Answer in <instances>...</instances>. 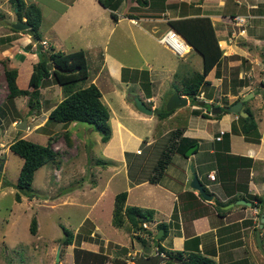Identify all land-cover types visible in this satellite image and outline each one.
Masks as SVG:
<instances>
[{
  "label": "crops",
  "instance_id": "crops-1",
  "mask_svg": "<svg viewBox=\"0 0 264 264\" xmlns=\"http://www.w3.org/2000/svg\"><path fill=\"white\" fill-rule=\"evenodd\" d=\"M261 1L264 6V0ZM123 2L115 10L104 8L98 0H35L34 2L42 14L39 32L40 29L43 31L40 42H44V45L38 42V47L40 49L52 47L63 52L84 50L89 71L85 86L94 83L101 92L102 101L105 99L106 103L109 102L107 106L113 105L114 102L110 95L105 97L107 93L103 91L102 82H108L105 88L116 94L114 93L116 92L115 85H123L122 89L126 90L127 86H135L134 84L141 80L142 73H146L152 85L151 96L143 97L139 91L136 95L145 104L147 100L153 99L151 115L139 112L135 106L133 107L131 99L121 96L120 104L124 112L120 113L124 115L116 116L114 114L115 117L110 115V119H112L111 137L106 143H102V155L107 163L104 165L105 170L103 171L108 172L109 176L102 181L99 176L100 179H97V183L93 186L89 187L86 184L82 186L83 190L77 189L81 194H84V198L88 197L90 193L95 196V200L91 202L90 210L86 214L87 217L85 215L83 219V221L86 219L85 221L94 222L92 228L88 230L89 237L92 238L98 234L102 241L104 240L105 247L112 243L114 246L127 248L124 241L120 239V235L126 231L132 235L135 233L143 238L144 242H141V246H135L134 239L130 238L131 249L138 252L139 256H150L155 250V245L149 236L153 237V234L156 235L159 232H157L159 230L157 224L166 223L167 235L160 242L166 250L191 252L197 248L200 254L212 258L217 264H260L255 254L258 249L252 242L255 243L253 229L258 228L261 213L252 205H238L235 204V201L244 199L251 202L247 199L248 194L264 196V180L262 179L264 177V162L260 164L254 162L255 160L264 161V103L261 102V97L264 96V80L258 77L257 72L258 69L262 71L264 67V62L260 59L264 48V33L253 34L248 32L245 27L244 33L237 32L235 34L233 32L228 35L222 23L226 22L237 27L226 21L229 16L243 15L247 19L249 15L240 14V5L228 6L226 0H140V2L139 0H124ZM249 7H255V5L250 6L249 4ZM236 10L240 13H235ZM202 17L210 19L223 53L218 63L205 77V80L210 82L207 86L214 87L215 91L216 88H220L219 94L218 96L214 93L211 96L209 94L207 97H199V100L197 99L199 103L189 106L185 121H181L180 133H176L175 126L157 138L147 137L146 150H141L139 144L143 141V135H140L136 128L124 123L122 118H132L135 121L150 123L147 125L149 128L147 132L152 135L158 120L154 113L155 108H160L164 102L166 105L168 98L173 93H178L174 88L168 90L167 83H171L169 81L173 80L172 78L179 70L187 68L193 71H202L200 54L187 42L190 47L189 53L185 57L179 58L159 42V37L167 30H173L168 25L169 21ZM255 17L264 21V14H257ZM57 28L64 33V41L70 40L69 44L72 48H66L62 44L60 37L58 38ZM27 36L29 38H25L23 33H19L17 37L12 38L15 43L9 48V52L12 53L8 58L9 67L17 69L16 82L20 88L23 86L19 84L18 64L24 63L28 67L27 87L32 65L38 60L35 55V42H32V37L28 34ZM238 39H244L255 47H240L235 43ZM232 55L244 58L245 64L241 66L242 63L238 60L240 65L237 69L238 82H229L228 90L222 92V72L224 65L226 66L228 63L230 66L231 62L227 61V57ZM174 56L176 60H174ZM17 57L21 60L16 64L13 61ZM241 62L243 61L241 60ZM245 77L248 79H244ZM49 87L55 89V94L59 95V102L63 98L62 91H56L58 89L60 91L61 88L57 84ZM203 87L201 92H203ZM48 89V87H42L40 91L46 94ZM166 91L168 92L166 93ZM250 94L252 95L249 97V101L243 102L242 105V110L248 108L256 123V130L250 134L242 132V123L238 119L240 114H234L227 110L220 113H208L212 112L214 108L223 109L225 102L229 106ZM163 95L165 100L162 98ZM180 96L186 97L185 95ZM49 97L46 94L44 98L48 100ZM216 98H218V105H212L211 102ZM187 100L189 104L188 97ZM48 101L50 102V100ZM188 104L174 109L170 118L179 115L185 107H188ZM44 112L42 111V115ZM49 112L45 115V120L37 127L45 126ZM110 112L113 115L112 107ZM202 114H207L209 117H203ZM234 124L237 132L232 131ZM65 126L61 131H68L71 141L74 142L76 134L71 130L75 123L65 124ZM220 130H224L225 134L218 141L215 138L219 135ZM52 134L44 136L48 139ZM226 137L228 138L227 150L224 145ZM56 141L57 139L55 143H57ZM55 143L52 142L51 145L55 151H58ZM194 144H197V147L190 156H186L183 150ZM57 145L63 146L60 143ZM59 153L61 154L60 150ZM163 153L169 154L168 163L162 174L156 175L155 169ZM130 154L135 156H130ZM60 157L59 169H55L59 181L61 173L65 170V165L74 166L76 164L74 161L76 154L69 156L68 153V158L61 154ZM249 159L253 162L251 163ZM146 164L147 170L151 168L148 170L150 174L140 176L139 171L144 169ZM190 164H193L197 177L207 193L213 196L211 201L203 200L197 191L190 188L192 179ZM120 167L125 176L121 182L126 183L125 191H121L126 192L124 206L138 207L139 204H142L138 202L140 198L139 200H147L143 207L152 208L155 212L153 220L144 223L146 225L144 231L134 232L129 223H125L121 228H117L112 223L114 198L116 194L120 193V191H114V187L121 183L120 177H118ZM212 172L214 180L208 179L207 176ZM98 182L104 183L102 188ZM113 182L117 184L111 187ZM107 195L110 205L106 204L105 208H102L104 204L102 206L99 204ZM234 196L237 199L229 201ZM66 198L67 196L63 194L59 196L60 200ZM65 201L69 202L68 199ZM230 204L233 205L230 206ZM100 217L103 218L105 229L109 233L103 230ZM80 227L73 230L74 237L79 234ZM259 232L264 250V224ZM252 235H254L253 238ZM80 244L85 246L87 243L83 241ZM90 247L92 248L85 250L96 252L93 245ZM80 249L82 248L80 247ZM69 253L73 258V249H70ZM162 255L165 256L164 253Z\"/></svg>",
  "mask_w": 264,
  "mask_h": 264
},
{
  "label": "rangeland",
  "instance_id": "rangeland-1",
  "mask_svg": "<svg viewBox=\"0 0 264 264\" xmlns=\"http://www.w3.org/2000/svg\"><path fill=\"white\" fill-rule=\"evenodd\" d=\"M24 1L27 3L35 2V0ZM123 1L121 0L120 3H124ZM226 4L228 6L240 5L239 9L241 13L238 10L234 12L249 15L245 26L248 32H251L253 34L264 33V21H260L261 19L255 17V15L257 14H264V6L261 0H226ZM249 4L250 6L255 5V7L250 8ZM231 9L233 8L231 7ZM15 10L16 9L14 8L10 0H0V166L2 168L0 170V264H54L55 254L58 246H60V262H63V264H74L72 261L73 258L71 257L72 254L69 253L70 249H73V252L77 247H81L84 250L91 249V245L95 247L94 250L97 253L106 254L107 262H105V264H112V262L115 261H123L126 262V264H134V261L139 257V255L138 252H134V250L131 249L130 238L134 239L135 246H141V241L137 237H133L131 233H127L126 231V233H122L123 235H120V239L124 241L123 243H125L127 248L114 246L112 243H109V245L105 247L104 240L102 241L98 234H95V237H89L88 230L92 228L94 222L90 220L85 221L86 219L83 221L85 215L90 210L91 202L95 200V196H92V194L90 193L88 197L84 198V194H81L79 191H77V189L83 190L82 186H85L86 184L89 187L93 186L97 183V179H100L99 176H101L100 181L106 180L109 176L108 172L103 171L105 170L104 165L107 163H105L104 156L102 155V142L100 140L101 135L95 129L94 125L73 122L75 123L76 127L72 126L71 131H75L76 136L74 137L73 135L75 140L74 142L71 141V145L69 146L66 145V142L63 138L64 131H61L63 127H66L65 125L62 126L58 123L50 121L47 122L44 127H37L39 123L45 120V115H47V112H49L53 105H56L58 103L59 95L55 94V89L53 87H49L54 84L52 78L45 80L42 86L43 88H49L46 94L50 96V99H48L50 100V102L46 98H44L46 94L42 91H40L39 96L35 101H33L32 104L28 103L27 95L17 97L14 100L7 98L9 89L7 87L4 70L5 67H9L8 58L12 54L11 52H9V48H11L15 43L12 38L17 37L19 33H23L25 38H29L26 34V31L14 32L11 30V25L18 20ZM225 12L226 10L224 11V14ZM22 20L25 21V18H22ZM222 25L225 28L224 30L228 32V35H231L233 32H235V34L238 32V28L234 27L231 24L224 22L222 23ZM57 30V34L59 35L58 38L60 37L62 44L65 45L66 48H72V46H70L69 44L70 40L67 39L66 41H64V33H62L59 28H57ZM39 34L40 36L43 34V31L41 29ZM32 42H35V55L38 58V53H40V50L42 49L38 47L39 44L36 43L37 41L33 40V38ZM235 43L240 47H255L253 46V44H249L244 39H238ZM40 44H42V42H40ZM10 51L12 50L10 49ZM64 53L69 52L66 51ZM227 58V61H230L231 64L230 66L228 65V63L226 66L224 65V70L222 72L223 77L221 81L222 92H226L228 90L227 85L229 82H238L237 69L240 66L239 61L240 63H242L241 66H244L245 64V59L239 57L238 55L228 56ZM260 59L262 62H264V48L262 49ZM20 60L21 59H18L17 57L13 62L17 64ZM174 60H176L175 56ZM241 60L243 62H241ZM18 65L20 72L19 84L23 86V88H29L28 85L26 87L28 67H26V64L24 63H19ZM195 72L198 71H193L192 69L189 70L187 68L186 70H179L175 77L172 78L173 80L169 81L171 83H167V86H169L168 90H171L172 88H174L175 90H180L183 86L184 81ZM257 72L258 77L264 80V67L262 71H259L258 69ZM246 78L247 77H245L244 79ZM140 79V82L138 81L136 84H134L135 86H127L126 90L124 88L122 89L123 85H115L114 89L116 90V92L114 93L116 94H113V92L109 91L108 88H105V85H108V82H102L101 86L103 85V91L104 93H107L105 97H108L110 95L112 98V102H114L113 105L109 104L110 106H107L109 102L106 103L105 99H103V101L106 103L105 104L102 101L103 104H105V106L108 108L109 114L112 117H115L114 114H116V116L124 115L120 113L124 112L120 104L121 96L125 99H131V103L134 107L133 101L134 98L138 97L136 96L138 94V91L141 95H143V97H147L148 92L150 93L149 96L152 95V85H146L145 83H142L145 81L144 75ZM85 84L86 82L84 84H80V86H85ZM58 86L61 88L60 85ZM213 89L214 87H210L207 85L204 86L203 92H200L196 98L198 99L199 97H207L209 96V94L211 96L214 93L216 96H218V90L220 88H216V91ZM61 91V89L60 91L58 89V91L56 92ZM167 92L168 91H166V93ZM61 95L63 96V93H61ZM162 98L165 100L164 95L162 96ZM217 99L218 98L211 102L212 105H218ZM247 101H249V98ZM146 102V105L149 108L153 109V99H151V101L149 99ZM261 102L264 103V96L261 97ZM192 103L198 104L197 102ZM189 106L190 101L188 107H185L184 110L188 111L190 109ZM111 107L112 110H114L113 115L110 112ZM42 111H45L43 115ZM208 113L213 114L212 112ZM22 120H26L27 127L25 129H18L17 124H19V122H21ZM122 121L128 126L136 128V130H138V133H140V135H143V141L139 144V147L141 150H146V138H151L152 136L147 132L149 129L147 125H149L150 123L147 124L142 121H135L132 118L126 117L122 118ZM111 124L112 119L109 118L110 128ZM260 127L262 126L260 125ZM49 133H53L51 143H55V140L57 139L56 142L63 145L59 147V145L55 143V146H57L58 150L57 160L59 162V165H56L53 162H49L38 168L34 173V178L31 184L32 191L30 193H33L34 195L29 198L28 194L22 193L21 200L18 202L15 200V193L17 191L15 185L22 165V159L9 149V145L19 138H25L42 145H46L48 139L44 135ZM65 147H68V150ZM69 147H71V149H69ZM59 150L65 158L67 157L68 153L69 156L70 154H76V159L74 160L76 164L74 166L65 165V170L63 171V173H61L60 181L57 180V178L59 177L56 176L55 172V169H59V166L61 164V154L59 153ZM130 156L135 155L130 154ZM79 165L81 166V168ZM147 168L148 167L146 164L144 166V169H140V176L150 174L148 170H151V168H149L148 170ZM119 173L120 174H118V177H120L119 181L121 182L122 178L125 177L123 175V170L121 169V167ZM5 182H8V185H4ZM98 184L101 188L104 185V183L101 184V182H98ZM114 184L117 183H111V187H114ZM114 188V191H125L126 183L121 182L119 185L117 184V187ZM62 194L64 196H67L65 200L68 199L69 202L65 201L64 199H59V196ZM73 199H75V201H73ZM139 199L138 202L142 204H139L141 206L138 205V207L143 208L144 210L152 211L153 215L155 212L152 208H149L147 206L143 207V204L146 203L147 200H144V202L143 200ZM109 200L110 199H108L107 195L99 205L102 206L104 204L102 208H105L106 204H108V206L110 205ZM32 218H35L37 222L35 234L30 233V223ZM100 223L103 227V230L106 233H109V231L105 229V223L102 217H100ZM63 227H65L72 233L76 227H80L79 234L74 237V243H72L71 245L63 246V244L61 243L62 239L65 237V233H63ZM159 230H157V232ZM251 237L253 238L254 235H252ZM153 239H155V236H153ZM81 241H85V243L87 244H85V246L83 244L82 246V244H80L82 243ZM252 244H254V246L258 249L255 252L256 256L258 257V262L260 264H264V257L261 253V250L257 246L256 242L254 243L253 241ZM153 245L156 244L153 242ZM128 252H130V254H128Z\"/></svg>",
  "mask_w": 264,
  "mask_h": 264
},
{
  "label": "trees",
  "instance_id": "trees-1",
  "mask_svg": "<svg viewBox=\"0 0 264 264\" xmlns=\"http://www.w3.org/2000/svg\"><path fill=\"white\" fill-rule=\"evenodd\" d=\"M120 1L121 0H98L104 8H109L111 10H115L119 6ZM10 2L16 9L15 13L17 19L22 20V18H25V22L29 24L33 36L37 39L36 43L40 42L41 36L39 34V26L41 24L42 14L37 4L34 2L27 3L24 0H10ZM112 16L115 17L113 14ZM168 25L182 36L202 58V71L192 74L184 81L180 90L176 89V92L180 95L188 97L191 106L194 105L192 102H197L196 97L201 92V87L210 83L205 80V77L218 63L223 53L218 44L216 31L209 18H183L169 21ZM11 30L18 32V30L12 28V25ZM40 51L41 52L38 53V60L32 65V72L28 82L29 88H20L17 85L16 77L18 71L16 68L5 67L4 74L9 89L7 98L14 100L17 97L27 95L28 103L32 104L39 96L40 88H42L45 80L52 78L54 84L61 86L63 98L51 109L46 123L52 121L60 125H65L79 122L94 125L95 129L101 135V142L106 143L111 137V128L109 125L110 114L108 108L101 100V92L94 83L88 86H80V84H84L89 77L84 50L79 49L77 51L64 53L51 47L48 49L42 48ZM143 75L145 81L142 83L150 85L151 82H149L147 74L142 73L141 78ZM147 94V97H149L150 93L148 92ZM226 107L227 102L224 103V107L223 109L221 108V111H226ZM174 111L175 110L167 111L165 109V102L160 108H155L154 113L158 120L154 127L152 137L157 138L162 133L175 126L176 133L181 132V121H185L187 111L182 110L179 115L170 118ZM244 112H247L248 116L242 117L239 115L238 119L242 123V132L250 134L256 130V123L248 108H245ZM202 115L206 118L209 117L207 114ZM232 131L237 132L235 124L233 125ZM63 138L67 146L71 145L70 133H68V131L63 132ZM51 141L52 136L48 138L46 145L25 138H19L9 145V149L22 159V165L15 185L17 188L15 193L16 201L19 202L21 200L22 193L28 194L29 198L34 195L30 193L32 191L31 184L34 173L38 168L49 162L59 165L57 160L58 152L52 148ZM224 145L225 150H227V137L224 141ZM187 149L188 148H185L183 153H185ZM168 159L169 154L163 153L155 169L156 175L162 174L165 165L168 163ZM249 161L251 163L253 162L251 159H249ZM254 162L260 164L264 161L255 160ZM262 179L264 180V177H262ZM4 185H8V182H5ZM125 199L126 192H120L115 195L112 217L114 226L121 228L125 223H129L134 232L146 230L143 224L153 220L152 211L144 210L137 206H124ZM236 199L237 197L234 196L229 201ZM247 199L251 201L252 207L259 210V213L264 212V196L248 194ZM36 224V219L32 218L30 223L31 234L36 233ZM157 228L163 230L160 238L155 240L152 236L149 237L156 244L155 250L158 254L164 253L166 256V259L161 264H217L212 258L200 254L197 248L195 251L191 252L166 250L164 246L160 244L161 240L167 235L166 223L157 224ZM253 230L256 231V228ZM63 233H65V237L62 239L61 243L63 246L71 245L74 240L73 233L65 227H63ZM154 235L155 234H153V236ZM132 236L144 242V239L139 235L134 233ZM73 262L74 264H105V262H107V256L104 253L92 252L77 247L73 252ZM112 264H126V262L115 261L112 262Z\"/></svg>",
  "mask_w": 264,
  "mask_h": 264
},
{
  "label": "water",
  "instance_id": "water-1",
  "mask_svg": "<svg viewBox=\"0 0 264 264\" xmlns=\"http://www.w3.org/2000/svg\"><path fill=\"white\" fill-rule=\"evenodd\" d=\"M12 28L18 31H26V33L33 38V40L37 41L36 37L33 36V32L31 31V28L29 26L28 23H26L23 20H17L16 22H14L12 24ZM252 94H250V96H244L242 97L240 100L234 102L233 104L229 105L226 107V110L234 113V114H240L241 116H247L248 113L244 112L242 110V105L243 102L247 101V99L249 97H251ZM134 106L135 108L146 115H151L153 113V110L151 108H149L139 97L134 98ZM188 104V100L187 97H182L180 96L178 93H173L167 100L166 105H165V109L167 111H171L174 110L176 108H180V107H184ZM216 112V113H220L221 109L220 108H214L212 110V113ZM17 128L18 129H25L27 127L26 125V120H22L21 122H19V124H17ZM197 147V144H194L192 146H190L186 152L185 155L186 156H190L193 152V150ZM1 166H0V170H1ZM190 172L192 174V179L190 181V188L197 191L200 195V197L205 200V201H211L213 196L209 193H207L205 187L203 186V184L200 182V180L197 177V174L193 168V164H190ZM235 204H240V205H247L250 206L251 202L244 200V199H239L237 201H235ZM233 204H230V206ZM260 220H259V225L258 228L255 231V242L257 244V246L259 247V249L261 250V253L264 257V250L262 249V245H261V239H260V232L259 229L262 228L263 224H264V212H262L260 214ZM163 230L160 229L159 232L155 235V240L159 239L160 236L162 235ZM166 259V257L159 255L158 252L156 250L153 251V253L150 256H143L140 255L135 261L134 264H161L164 260ZM54 264H60V246H58L57 250H56V254H55V259H54Z\"/></svg>",
  "mask_w": 264,
  "mask_h": 264
},
{
  "label": "built area",
  "instance_id": "built-area-1",
  "mask_svg": "<svg viewBox=\"0 0 264 264\" xmlns=\"http://www.w3.org/2000/svg\"><path fill=\"white\" fill-rule=\"evenodd\" d=\"M226 21L235 24L239 28L238 33H244L247 19L243 15L229 16ZM159 42L179 58L185 57L190 50V47L186 41L174 30H167L159 37ZM42 45H44V43H42ZM224 134L225 131L220 130L219 135L215 139L220 141ZM207 176L208 179L214 180L213 172L209 173ZM143 226L145 227L146 225L143 224ZM160 254L162 255V253Z\"/></svg>",
  "mask_w": 264,
  "mask_h": 264
},
{
  "label": "clouds",
  "instance_id": "clouds-1",
  "mask_svg": "<svg viewBox=\"0 0 264 264\" xmlns=\"http://www.w3.org/2000/svg\"><path fill=\"white\" fill-rule=\"evenodd\" d=\"M161 255V254H160ZM163 256V255H162ZM165 257V256H164ZM177 264V263H176Z\"/></svg>",
  "mask_w": 264,
  "mask_h": 264
}]
</instances>
